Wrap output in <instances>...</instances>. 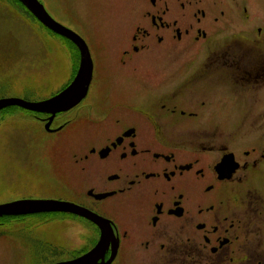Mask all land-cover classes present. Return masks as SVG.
I'll use <instances>...</instances> for the list:
<instances>
[{
  "label": "flooded vegetation",
  "instance_id": "obj_1",
  "mask_svg": "<svg viewBox=\"0 0 264 264\" xmlns=\"http://www.w3.org/2000/svg\"><path fill=\"white\" fill-rule=\"evenodd\" d=\"M38 1L56 19L57 1ZM260 2L77 0L92 64L84 97L56 112L17 106L31 131L54 134L62 147L51 156L53 185L0 203L68 201L98 222L56 210L0 215V224L46 217L61 227L46 245L69 253L58 261L102 241L97 264H264ZM10 5L47 30L20 0ZM64 40L70 78L24 100L73 82L81 53ZM51 52L46 60L56 62Z\"/></svg>",
  "mask_w": 264,
  "mask_h": 264
},
{
  "label": "rangeland",
  "instance_id": "obj_2",
  "mask_svg": "<svg viewBox=\"0 0 264 264\" xmlns=\"http://www.w3.org/2000/svg\"><path fill=\"white\" fill-rule=\"evenodd\" d=\"M11 1L0 0V99H37L59 90L70 78V58L65 53L70 42L38 23L31 24L23 18L27 12L16 10ZM52 1H57L50 7L58 21L78 34L85 32L76 17L77 0ZM259 1L264 8V0ZM50 50L56 62L46 60ZM1 114L0 201L44 195L58 169L51 156L62 147L53 143L54 134L31 131L32 124L24 120L21 108L9 106ZM45 218H1L5 223L0 224V264H49L69 255L64 248L52 250L46 245L52 232H60L61 227L46 224Z\"/></svg>",
  "mask_w": 264,
  "mask_h": 264
},
{
  "label": "water",
  "instance_id": "obj_3",
  "mask_svg": "<svg viewBox=\"0 0 264 264\" xmlns=\"http://www.w3.org/2000/svg\"><path fill=\"white\" fill-rule=\"evenodd\" d=\"M20 2L29 9L32 14L40 20L44 26L54 31L57 34H61L65 38L74 42L79 52L80 66L75 74L73 82L67 85L61 92L51 96V98L39 100V101H26L20 97H7L5 99H0V109L6 106H20L26 109H31L34 111H47L56 112L66 108L74 106L75 103L79 102L82 97H84L87 86L91 80L92 64L90 59V52H88V47L86 42L80 37V35L63 25L62 23L54 20L53 17L44 9L43 5L38 0H20ZM71 211L73 213L82 214L94 222H98L95 213L88 211L82 206H78L72 202H64L60 200L51 199H21L13 200L6 203H0V215H22L25 213L33 212H44V211ZM103 242L100 241L98 244L92 248L88 253L82 254L81 256L67 261H58V263L53 264H97L98 258L96 255L103 249ZM112 258L104 262V264H109Z\"/></svg>",
  "mask_w": 264,
  "mask_h": 264
},
{
  "label": "trees",
  "instance_id": "obj_4",
  "mask_svg": "<svg viewBox=\"0 0 264 264\" xmlns=\"http://www.w3.org/2000/svg\"><path fill=\"white\" fill-rule=\"evenodd\" d=\"M28 13V12H27Z\"/></svg>",
  "mask_w": 264,
  "mask_h": 264
}]
</instances>
